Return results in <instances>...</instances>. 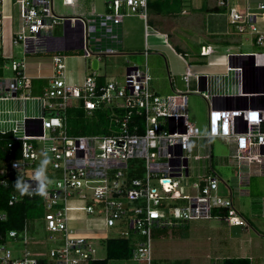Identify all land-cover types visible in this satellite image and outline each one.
<instances>
[{
    "label": "built area",
    "instance_id": "2783aa9c",
    "mask_svg": "<svg viewBox=\"0 0 264 264\" xmlns=\"http://www.w3.org/2000/svg\"><path fill=\"white\" fill-rule=\"evenodd\" d=\"M15 2L20 6L21 21L18 30L11 34L10 43L21 42L24 53L48 47L56 24L68 16L55 13L53 0ZM73 2L62 0L63 4ZM2 3L0 0V40H3ZM105 4L112 23H120L126 15H139L148 33V0H105ZM215 4L225 6L229 12L233 33H248L245 38L262 47L232 50L225 44L227 61L218 73L194 72L187 64L181 74L183 89L167 93L153 89L146 61L142 65L128 64L121 87L112 80L98 82L94 74H87L80 84H73L65 79L64 56L55 53L52 72L48 76L38 75L47 78L46 84L33 94L35 76L27 73L23 60L12 59L14 74L0 75V146L9 154L0 173L17 172L26 188H43L44 227L50 232H61L63 244L50 248L49 257L34 256L28 250L15 256L5 241L0 243V264H88L98 258L92 241L95 231L83 225L72 226L70 221L83 220V215L71 214L70 210H84L101 217L106 226H113L118 219L125 220L129 230L119 235L141 236L135 239L131 258L147 264H153L150 242L153 226L215 217L214 209L222 207L226 213L221 219L234 225L247 224L232 198L217 193L211 140L222 139L228 147L227 162L240 169L243 165L264 163V0H215ZM80 21L81 46L84 56H90L91 30L84 18L80 17ZM216 48L204 45L201 54L212 53ZM144 53L147 55V50ZM0 55L5 56L1 51ZM10 56L12 52L7 57ZM192 79L195 87L190 85ZM188 93H197L206 100L204 129L188 119ZM113 97L120 98L116 107H123L124 113L116 115L117 128L112 133H68L65 121L68 105L80 102L93 109ZM7 100L15 101L16 107L3 108L1 104ZM28 101L32 103L29 110ZM5 113L20 115L5 117ZM6 133L10 138H5ZM36 140L43 142L41 159ZM200 147L206 152L200 153ZM13 152L18 155L10 156ZM201 158L208 159L204 168L209 167V171L190 183L192 192H183L180 183L190 175V160ZM131 159L142 160V173L131 166ZM46 160L60 174L51 185L44 168L38 165ZM70 197L79 201L90 197V201L70 205ZM4 216L0 212V218ZM27 228L25 224L21 231L10 230L8 234L25 242Z\"/></svg>",
    "mask_w": 264,
    "mask_h": 264
},
{
    "label": "rangeland",
    "instance_id": "374dc122",
    "mask_svg": "<svg viewBox=\"0 0 264 264\" xmlns=\"http://www.w3.org/2000/svg\"><path fill=\"white\" fill-rule=\"evenodd\" d=\"M100 2L102 0H97ZM200 1V0H199ZM198 0H193L189 5L190 6L194 3L198 4ZM18 6V5H17ZM186 6V7H187ZM18 8V7H17ZM190 8V9H189ZM189 11L192 10L191 6L189 7ZM54 10L57 14H68L71 13V6L68 5H61L59 0H54ZM102 13V9L100 10ZM190 12L186 13L185 15L181 14L183 17L182 21L179 20L176 26L177 32L174 33L175 36L179 40V44H183L186 48V59L187 61L191 62V65L201 69L200 67L206 62L216 63L218 66L220 64L224 67L225 62L227 61V57L225 54V50H227L226 45L223 44H216L218 48H216L213 54H208L202 56L199 54L200 43H207L210 42L214 44V38L211 37L210 34L207 32H227L226 35L228 49L232 50H252V49H260L262 46L255 44L251 38H245L248 33H233L232 26L229 23V12L226 10H222L219 12H207L206 19H205V26H198L194 23L192 26H187L185 23L184 18L189 16ZM203 16V14H202ZM107 19V18H106ZM259 23L261 24V20L259 19ZM91 26L94 25V19L89 21ZM107 23V22H106ZM61 27V24L58 25ZM57 26V27H58ZM56 27V29H57ZM143 27V23H142ZM106 25L102 28V31L99 29H95L93 27L91 32V39L93 40H100L102 35L105 36ZM59 31V28H58ZM61 31V30H60ZM231 33V34H230ZM249 37H251L249 35ZM5 39V40H4ZM0 40V46L3 48L4 52L9 55L10 50L12 49V55L6 58L3 62L0 61V75L2 76H11L14 74L11 68V61L12 59L16 61L23 60L26 63V71L29 74H43V76H47L51 73V68L48 67L50 65V52L43 50L42 52L37 53H24L23 52V45L21 42L11 44L10 39L9 43L7 39L4 38ZM152 39V36H151ZM160 39V38H156ZM171 42L174 43L173 39H170ZM96 42H94L95 44ZM217 43V42H216ZM9 45V46H8ZM215 45V44H214ZM9 48V49H8ZM8 52V53H7ZM153 52V50H151ZM167 57V63L170 62V54L172 55V59H175V62L179 66H183L182 61L177 57L175 54L171 52H163ZM64 73L66 81L73 83V84H80L84 79L86 73H93L96 77V74L101 75V81H108L112 80L117 83L118 87L124 86V77L126 72V67L128 66L129 62H136L137 61L134 57H142V54H130L127 52L124 53H106L102 56L101 60L99 61V66L96 69H91L90 67H86L84 65V58L81 55V49H71V50H64ZM155 54L152 53L150 58H147V62L150 67L155 68L160 66L163 67L162 64L159 65L160 61L154 56ZM43 59V66L39 70H36L35 66L37 61ZM49 62V63H48ZM3 63V65H2ZM5 65H8L6 67ZM215 65V64H214ZM212 66V65H211ZM34 68V71L29 69ZM209 68V67H205ZM94 71V72H93ZM160 74V72H159ZM87 75V74H86ZM151 75L158 76V72L154 71V74ZM161 75V74H160ZM160 77V76H159ZM156 86L158 87L159 93H166L164 87L161 85L160 78H157ZM47 80V79H46ZM44 80V83L46 82ZM192 87H195L192 85ZM36 94L38 92H32ZM120 98L113 97L112 101L105 102L106 107L113 110V107L116 106L117 101ZM32 103L28 101V110L30 109V105ZM187 105H188V119L197 122L202 129L205 127V111L207 107L206 100L197 93H188L187 96ZM1 106L3 108H15L16 102L12 100H7L2 102ZM115 112V111H114ZM20 113H5L3 116H19ZM70 119H66L67 124V131L69 134H82L78 133L74 130H71L69 125ZM116 124L114 125V129H116ZM48 132V129L46 130ZM36 151L39 153V158H42V140H36ZM212 145V167L214 173L218 177V194L229 196L230 190L229 187L232 188L233 197H235V203L239 205L237 200V194L235 190V176L240 175V168L235 164H231L228 162L227 164L224 162V154L228 152L227 145L223 142L220 138H212L211 140ZM200 153H205V148L200 147L198 150ZM226 158V157H225ZM131 166L135 169L139 168V173H142V160L141 159H131L129 161ZM191 169L190 175L181 181V189L183 192H192L190 183L193 180H196L201 173L209 171V167L204 168V165L208 164L207 158H201L200 160H190ZM39 166L44 168V174L46 175L47 180L49 181V185L54 184L55 180L60 176L59 172L53 169L49 161H42L38 162ZM250 176L252 177L251 185L248 187L250 189V193L243 195V198L247 202H251V199L255 198L254 195L259 193H264V174H253ZM260 187V189L258 188ZM87 201H90V197H87L84 201H79L75 197H70L68 203L70 205H78L84 204ZM237 201V202H236ZM180 203H184V201H180ZM132 204V203H131ZM71 214L74 215H83V220H73L70 221L72 226H86L90 228V230L95 231L94 236H92V241L94 242L96 251L95 255L97 257H104L105 256V245L102 241V237H100L99 233H103L106 236L111 235H119L121 231H128V224L124 220H116L113 226H106L103 223L101 217H98L94 214L87 213L84 210H70ZM205 222L215 221L219 222V224L224 225L223 222L219 220L218 217H210L207 219L198 218V219H188L184 220L183 223L174 225H167L165 227H157L153 226L151 229V252L152 258L156 264H216L218 263L221 258L222 254L219 253V248L222 249L226 247L235 246L236 242L238 241L239 237L234 236V238L230 239L227 236V231L224 228H216L212 229L209 227ZM28 228H27V240L23 242L22 240H16L14 238H7L6 244L12 249L13 254L15 256L23 255V252L28 250L31 255L34 256H47L49 257V249L56 248L63 244V236L61 232L55 231L50 232L45 229L44 227V220L41 219H29L28 221ZM79 228V227H78ZM229 234V233H228ZM232 234H230L231 236ZM234 235V234H233ZM134 238L141 237L138 234L133 235ZM218 257V258H217ZM107 264H147L145 261L135 260L132 258L129 259H108Z\"/></svg>",
    "mask_w": 264,
    "mask_h": 264
},
{
    "label": "crops",
    "instance_id": "0c3cea01",
    "mask_svg": "<svg viewBox=\"0 0 264 264\" xmlns=\"http://www.w3.org/2000/svg\"><path fill=\"white\" fill-rule=\"evenodd\" d=\"M203 1H205L209 5L215 4V0H200L198 4L196 3L193 4L194 7L190 5L192 10L189 11L190 6H187L183 8L182 11L176 15H161V14H153V13L150 14L148 11L149 27H148V33H146L144 20L139 15H126L120 23L118 24L112 23L110 16L107 14L105 0L101 1L102 6H100V2H98L97 0H74L72 4H63L62 0H59L61 5L71 6V11H72L71 13L68 14H59V15L68 16V18H70L69 16H74L75 19L73 20L70 18L69 20H66L67 19L66 18L62 21H59L56 24L52 32L53 40L48 46L53 48V50L48 51L47 50L48 47H45L37 51L42 52L43 50H45L51 52L50 63L48 62L50 64L48 65V67H50L51 70H52V55L58 53L64 56L63 54L64 50L81 49L82 50L81 55L84 58V65H85L87 56H84L83 48L81 46V39H80V34L82 30L80 17H82L88 22V28L91 30V32L93 27H95L96 31L97 29L98 30L100 29L103 33L102 28L105 25L107 27L105 28V32H104L105 36L102 35L100 40L91 39V35L89 37V47L91 50L90 56L97 58L98 66L102 56L105 55L106 53L120 54L127 52L130 54H142L141 58L138 56L134 57L137 61H140L141 63L129 62V64H137V65H142L145 61L147 62V58H150L151 54L154 53L155 54L154 56L157 58L158 61H160L159 65L162 64L163 67L161 68L160 66H158L156 67L155 70V68L150 67V65L147 62L150 71H152V74H154V71L158 72V76H155V78L152 75V80H151L152 88L155 89L157 92H159L157 89L158 87L156 86V81L158 80L157 78H160L161 85L162 87H164L166 93L174 89H183L185 85L181 78V74L187 67V64L189 65L192 71L200 72V73L203 72L218 73V72H222L224 69V67L221 64L220 66H218L216 63H214L215 64L214 65L211 62H206L202 65L205 67H209L208 69L205 67H200L201 69H199L191 65V62L187 61L185 57L187 53L186 48L183 46V44L181 45L179 44V40L174 34L178 31L176 28L178 26L176 25L178 24L179 20L182 21L183 19V17H181V14L185 15L186 13L190 12L189 16L184 18L185 20L184 24H186L187 26H192L194 23H196L198 26H203V25L205 26V19L207 12L209 13L219 12V11L202 10L200 6L203 4ZM191 2H193V0H188L189 4ZM101 9H102V13L100 11ZM2 10L4 14L3 22H2L3 39L6 38L7 42L9 43L11 34L16 30H18L20 26V21H21L20 6L18 3L15 2V0H3ZM150 17H151V21H150ZM91 19H94L95 21L93 26H91V24L89 23ZM142 23H143V27H142ZM60 24L61 27L58 26ZM228 31L231 32V30ZM227 32L218 31V32H207V33L212 35V34H224V33L228 34ZM156 38H160V39L158 40ZM170 39H173L174 43L171 42ZM94 42L96 43L94 44ZM207 43L211 45L214 44L220 45V43L219 42L216 43V41L214 42V44L210 42ZM204 45L207 44H203L200 46L199 49L200 55L205 56L208 54H213L215 52L216 49H214L212 53L201 54V49L202 46ZM223 45L225 46V44ZM216 47L218 48V46ZM145 50H147V55H145L144 53ZM151 50H153V52H151ZM0 51L2 54L4 53V55L7 56V54L4 52L1 46H0ZM165 51L175 54L176 58L178 57L182 61L183 66H179L175 62V59H172L171 54H170L171 60L168 64L167 57L163 53ZM10 52H12V49L10 50ZM43 59L44 58L38 60L36 65H32V66H35L36 70H39L40 68H42L44 64ZM90 68L92 69V67ZM29 70L30 72L34 71V68H31ZM159 72L161 75L159 74ZM38 75L43 76V74H39V73L34 75L32 74V76H35L32 78V81L33 79L34 80L36 79V85H38L36 89L37 90L39 89L38 92H40V90L42 89L41 86L44 85V80H46L47 78L38 77ZM190 85L191 86L194 85L193 79L191 80ZM212 157H211V161H212ZM225 157L226 156L224 154L223 157L224 162L227 164L228 160ZM240 174L242 176L237 175L234 178L236 184L235 190L239 205L235 203L236 199L235 197H233V193H232L233 191L231 187H229L230 190L229 196L232 198L234 206L241 212V214L247 220V224L234 225L226 222L221 218H219V220L224 223L223 226L222 224H219L218 221L217 222L215 221L205 222L204 220L203 221L212 229H216L219 227L224 228L227 231V235H228L227 237L230 239L234 238V236L239 237L235 246L233 245L231 247H226L224 249H222L221 247L219 248V253L222 254V258L226 256H245L250 260L251 264H264V193H259L254 195L255 198L251 199V202H247L243 198V195L250 193V189L248 187L251 185L252 177H254L250 175L264 174V163L243 165L241 167ZM258 188L260 189V187ZM203 219H207V218H203ZM230 234L232 235L230 236Z\"/></svg>",
    "mask_w": 264,
    "mask_h": 264
},
{
    "label": "trees",
    "instance_id": "16d2710c",
    "mask_svg": "<svg viewBox=\"0 0 264 264\" xmlns=\"http://www.w3.org/2000/svg\"><path fill=\"white\" fill-rule=\"evenodd\" d=\"M187 5H189L188 0H148V11L150 14L176 15ZM200 8L204 11L226 10L225 6L216 4L209 5L205 1H203ZM211 36L214 38V41L220 44H227L229 42L224 34H212ZM203 44L208 43L201 42L200 46ZM37 52L40 51H36L35 53ZM6 58L8 57L0 55V61ZM92 58V56L86 57V67H91ZM96 78L98 82H102L101 75L96 74ZM37 86L36 79H33L31 91L35 93L38 92L39 89H36ZM113 109L116 113L102 103L93 109H88L80 102H72L67 107L66 119H70V121H68L71 130L78 133L110 134L113 132V126L116 123V115L124 113L123 107L114 106ZM134 112L136 117H140L137 110ZM4 136L7 139L10 138L8 133ZM17 155V152H13L10 156L15 157ZM7 156H9V154L6 149L1 147L0 167L3 165L4 159ZM44 211L45 204L41 187L35 186V188H26L23 177L17 172L6 175L0 173V212L5 213V216L0 218V243L5 242L9 237L12 238V236L8 234L10 230L21 231L23 226L28 224L29 219H42ZM213 213L215 217L220 218L226 213V209L224 207L219 210L214 209ZM181 223L183 222L178 224ZM136 238H134L132 233L129 236L111 235L102 238L106 250L105 256L92 259L88 264H107V260L111 258H131ZM152 263L156 264L153 258ZM217 264H251V262L245 256H226L221 258Z\"/></svg>",
    "mask_w": 264,
    "mask_h": 264
},
{
    "label": "water",
    "instance_id": "95a60500",
    "mask_svg": "<svg viewBox=\"0 0 264 264\" xmlns=\"http://www.w3.org/2000/svg\"><path fill=\"white\" fill-rule=\"evenodd\" d=\"M69 19H70V18H67L66 20H69ZM47 50H48V51H49V50H53V48L48 47ZM91 67H92V69H96V68L98 67V60H97L96 57H93V58L91 59Z\"/></svg>",
    "mask_w": 264,
    "mask_h": 264
},
{
    "label": "clouds",
    "instance_id": "9594fccd",
    "mask_svg": "<svg viewBox=\"0 0 264 264\" xmlns=\"http://www.w3.org/2000/svg\"><path fill=\"white\" fill-rule=\"evenodd\" d=\"M41 191H43V188H41Z\"/></svg>",
    "mask_w": 264,
    "mask_h": 264
}]
</instances>
